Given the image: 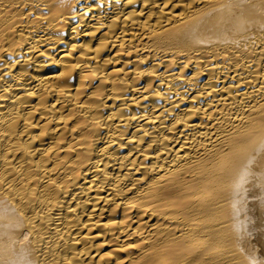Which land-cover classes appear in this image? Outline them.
<instances>
[{
	"label": "bare ground",
	"instance_id": "bare-ground-1",
	"mask_svg": "<svg viewBox=\"0 0 264 264\" xmlns=\"http://www.w3.org/2000/svg\"><path fill=\"white\" fill-rule=\"evenodd\" d=\"M0 264H264V0H0Z\"/></svg>",
	"mask_w": 264,
	"mask_h": 264
}]
</instances>
